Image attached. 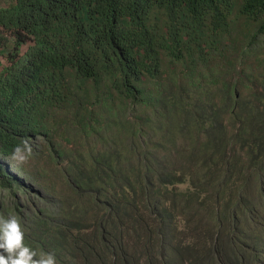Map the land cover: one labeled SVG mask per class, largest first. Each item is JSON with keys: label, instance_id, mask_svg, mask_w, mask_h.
<instances>
[{"label": "trees", "instance_id": "obj_1", "mask_svg": "<svg viewBox=\"0 0 264 264\" xmlns=\"http://www.w3.org/2000/svg\"><path fill=\"white\" fill-rule=\"evenodd\" d=\"M9 1L0 215L25 243L57 264H264V0ZM24 140L54 201L27 223L2 162Z\"/></svg>", "mask_w": 264, "mask_h": 264}, {"label": "clouds", "instance_id": "obj_2", "mask_svg": "<svg viewBox=\"0 0 264 264\" xmlns=\"http://www.w3.org/2000/svg\"><path fill=\"white\" fill-rule=\"evenodd\" d=\"M31 144L24 140L12 153L17 165L27 162ZM0 264H57L54 253L36 250L25 243V230L18 216L0 215Z\"/></svg>", "mask_w": 264, "mask_h": 264}, {"label": "rangeland", "instance_id": "obj_3", "mask_svg": "<svg viewBox=\"0 0 264 264\" xmlns=\"http://www.w3.org/2000/svg\"><path fill=\"white\" fill-rule=\"evenodd\" d=\"M10 1L9 0H0V8L1 7H6L9 5ZM6 50H11L13 47V43L9 42L6 44ZM25 50V47H23V51ZM34 148L36 151H32V155H36V152H40V143L35 142ZM38 155V154H37ZM3 164L7 166L10 171L19 177L20 180L25 181L27 184L31 186V189L29 191V195L25 197L24 195L21 196L22 199V218L25 223L29 221V219L32 216V213L34 212V209L40 208H53L54 207V201L53 199H50L48 196L45 198H37L36 196L33 195V193L36 191V180L30 175V170L31 166L27 160L26 163L17 165L14 161H12L11 157L5 158L3 161ZM21 168V169H18ZM253 189V187H252ZM263 217H261V220H264V212H263ZM24 223V224H25ZM256 223L260 224L261 226L264 227V224L260 222L259 220H256ZM263 224V225H262ZM264 233V231L262 232ZM264 236V235H263ZM264 246V243H263ZM263 256H264V251H263Z\"/></svg>", "mask_w": 264, "mask_h": 264}]
</instances>
